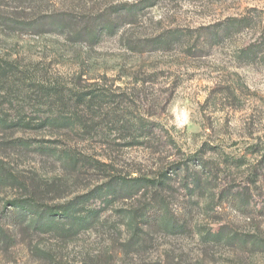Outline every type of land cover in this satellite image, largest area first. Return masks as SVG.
I'll return each instance as SVG.
<instances>
[{
	"label": "rangeland",
	"instance_id": "374dc122",
	"mask_svg": "<svg viewBox=\"0 0 264 264\" xmlns=\"http://www.w3.org/2000/svg\"><path fill=\"white\" fill-rule=\"evenodd\" d=\"M1 5L10 22L48 13L80 28L0 30V58L28 76L12 81L9 103L0 95V115L31 122L0 127V161L46 193V207L14 210L18 189L0 188V226L14 237L0 264H264V0ZM95 19L113 26L74 40ZM36 87L57 91L59 111L81 123L40 126ZM67 153L84 158L80 169ZM162 176L158 188L131 181ZM164 211L177 228L156 225Z\"/></svg>",
	"mask_w": 264,
	"mask_h": 264
},
{
	"label": "trees",
	"instance_id": "16d2710c",
	"mask_svg": "<svg viewBox=\"0 0 264 264\" xmlns=\"http://www.w3.org/2000/svg\"><path fill=\"white\" fill-rule=\"evenodd\" d=\"M6 8L4 11L1 9ZM10 6L7 5H1L0 6V30L2 32H10V29H17V30H31L38 32L39 30H45L43 33H56L59 32V34L63 35H70L73 30L80 28V26L77 27L78 20L76 18H72L65 15H58L53 14L42 16V14L37 15L34 17L31 22L24 23L21 22H10ZM124 17L119 18H125L131 13V10L127 9L124 10ZM135 14V13H134ZM86 20V19H85ZM84 20V22H86ZM120 20V19H119ZM83 27L79 29V32L75 33L73 36L74 40L79 41H88V40H96L99 38V36L110 26H113L111 24V21H105V19H95L92 24L85 23L82 25ZM40 33V32H39ZM17 66L13 63H10L9 60L0 58V95H2L3 99H6L7 102H10V97L13 96V94L10 96V90H12V86L14 84V80L17 82H20V84L24 83V80L28 78L26 76L27 74H23L17 71ZM13 83V84H11ZM32 98H34V101L31 100V103L39 104L42 103V101H47L45 104L46 108H48V111H45V114L42 117L41 125L40 126H49L51 128L55 127H71L75 126L76 124L81 123L79 119H75V117L63 114L59 110L61 109L62 103L64 102V98H61V95L57 91H48L44 87H40L39 89L33 88L32 91ZM13 93V90L12 92ZM94 99L99 98L98 96L92 95ZM77 100H83L85 103H87V99L79 96ZM52 102V103H49ZM88 107V104L86 105V108ZM91 109V107H89ZM14 119V120H13ZM8 119L0 115V127L1 128H24L31 124L29 119L26 118H19L15 119L13 118ZM83 124V123H82ZM137 131V130H136ZM68 155L65 156V162L70 167V169L76 170L80 169V163L84 162V158L81 155H74L71 153H67ZM99 163H97L98 165ZM163 178L166 179V176L160 177V180L155 182L153 180H148L144 178H134L131 179V181L140 182L144 187H152V188H158L165 184L163 182ZM192 187L198 188L201 186L202 183V177L200 175L194 174L192 176ZM122 181H125L123 179H119ZM8 186H14L18 189L20 197L15 198L13 200H10L7 202V206H10L11 209L14 210H25L27 208L28 210L37 209L40 207H44L45 205V195L46 193L43 191H40L39 186L34 185V182L30 181V185H28L26 182L19 180L16 178V176L9 171L7 167H5L4 161H0V188L5 189ZM51 192V191H50ZM46 207V206H45ZM148 207L144 208H138L132 213V219L135 220L133 225V232H132V239L135 237H139L137 235L138 227L136 226V223H138L139 220H145L146 219V210ZM145 209V210H144ZM46 214L50 216H54V214L51 213V208L46 209ZM89 215H91V212H89ZM31 216V215H29ZM33 216V215H32ZM29 218V217H28ZM149 221V219H146ZM30 221V219H29ZM28 221V222H29ZM140 222V221H139ZM156 225L160 226L161 228H165L168 231L173 230L174 228H177V224H174V222L171 220V218L166 214V211L162 213L161 217L155 221ZM31 226V225H30ZM35 226V225H34ZM49 228V227H48ZM14 240V237L6 230H4L0 226V243L1 244H9L11 241Z\"/></svg>",
	"mask_w": 264,
	"mask_h": 264
}]
</instances>
